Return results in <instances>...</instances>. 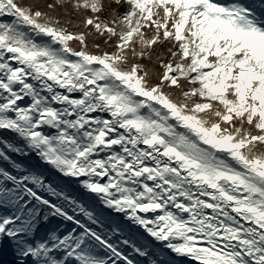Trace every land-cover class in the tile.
<instances>
[{
    "label": "snow or ice",
    "instance_id": "1",
    "mask_svg": "<svg viewBox=\"0 0 264 264\" xmlns=\"http://www.w3.org/2000/svg\"><path fill=\"white\" fill-rule=\"evenodd\" d=\"M0 264H264V0H0Z\"/></svg>",
    "mask_w": 264,
    "mask_h": 264
}]
</instances>
